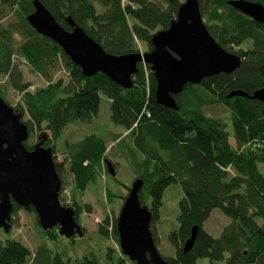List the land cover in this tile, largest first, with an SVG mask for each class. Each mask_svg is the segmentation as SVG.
<instances>
[{
	"label": "trees",
	"instance_id": "16d2710c",
	"mask_svg": "<svg viewBox=\"0 0 264 264\" xmlns=\"http://www.w3.org/2000/svg\"><path fill=\"white\" fill-rule=\"evenodd\" d=\"M39 1L64 28L71 30L70 16L105 51L114 55L140 52V43L146 46L145 52L152 51L153 35L170 26L182 3L180 0ZM230 1L199 0V4L211 35L225 50L243 58L241 66L232 73L222 72L204 78L199 84H187L174 96L179 106V110H174L156 102L157 84L149 64H138L134 86L129 89L101 72L85 76L57 43L29 24L27 17L35 11L34 0H0V7L11 10L17 17L0 25V78L6 77L10 87L21 94V100L13 107L23 113L22 121L28 125L30 134L37 133L38 142L52 148L59 175L64 162L57 161L56 142L69 123H91L99 111L100 94H104L111 101L112 122L126 131L125 135L114 134L111 141L118 144L135 177L144 181L140 200L153 213L151 230L156 244L153 224L159 218L164 193L174 184L181 188L178 226L169 234L177 257H167L170 264H196L202 259L226 264H264V174L259 168L264 163V102L227 97L234 90L252 94L264 86V24L241 13ZM249 1L264 4V0ZM247 42L251 46L244 48ZM16 57L29 64L47 84L31 90ZM58 60L66 70L67 81L63 77L54 79ZM0 95L12 106L2 86ZM214 103L229 109L232 131L228 130V123L205 114L203 107ZM145 109L150 111V118L143 113ZM231 136L235 145L230 142ZM24 143L29 150L36 145L29 140ZM108 152L106 138L96 133L65 144V162L69 164L76 190L83 192L89 184H96L103 172L115 178L117 173L111 175L107 166ZM64 188L62 182V191ZM105 194L108 203L117 195L110 186ZM63 204L74 209L80 224L83 206L75 199L71 205ZM21 208L36 214V224L44 235L45 241L34 255L37 264H102L93 253L71 260L49 248L48 242L56 241L61 234L58 227L44 230L33 206L14 204L8 232ZM216 208L231 218L218 237L203 229ZM194 225H199L200 230L193 248L184 253L183 244ZM98 231L106 239L112 236L119 244L117 218L107 214ZM77 236L69 239L74 242ZM108 250V259L114 260L111 249ZM31 254L30 248L19 239L9 236L0 242V264H25ZM126 261L136 264L125 255L114 264Z\"/></svg>",
	"mask_w": 264,
	"mask_h": 264
},
{
	"label": "water",
	"instance_id": "95a60500",
	"mask_svg": "<svg viewBox=\"0 0 264 264\" xmlns=\"http://www.w3.org/2000/svg\"><path fill=\"white\" fill-rule=\"evenodd\" d=\"M35 11L28 15L29 24L41 35L57 43L85 76L105 74L123 88L134 86L139 63L149 64L156 79L155 99L159 105L179 110L175 95L189 83L199 84L204 78L237 70L243 58L225 50L209 32L201 13L199 0H185L177 17L167 29L152 37L149 52L110 54L70 16L71 30L64 28L39 0ZM230 5L253 20L264 24V4L259 1L231 0ZM247 97L264 102V86L252 94L234 90L227 97ZM16 111L0 95V228L10 230L14 204L33 206L44 230L58 227L61 235L71 238L84 236L75 219L73 208L60 200L62 180L57 172L51 147L39 141L32 150L25 146L30 132ZM111 175L115 168L107 160ZM144 181L136 178L117 218L119 244L123 255L136 264H170L160 253L151 224L153 213L142 204L140 192ZM199 225L191 228L183 244L189 252L195 243Z\"/></svg>",
	"mask_w": 264,
	"mask_h": 264
},
{
	"label": "rangeland",
	"instance_id": "374dc122",
	"mask_svg": "<svg viewBox=\"0 0 264 264\" xmlns=\"http://www.w3.org/2000/svg\"><path fill=\"white\" fill-rule=\"evenodd\" d=\"M184 1L185 0H180V2ZM205 1L206 0H202V2ZM15 19H17V17L11 10H5L3 7H0V25ZM203 19L204 21L206 20L205 17ZM140 44V52H145L146 46L143 43ZM250 46L251 42H247L243 47L248 48ZM15 59L20 64L24 81L31 85V90L47 84L46 79L33 71L24 60L18 57ZM60 77H63L67 81L66 70L62 62L58 60L54 79L56 80ZM0 86L5 90L6 99L12 104V107L16 106L21 100V94L10 87L6 77L0 78ZM203 110L206 115L228 123V130L232 131L230 125V111L225 105L221 103L208 104L203 107ZM111 115L110 99L106 95L100 94L99 111L93 121L91 123H69L56 142L57 161L64 162V168L60 177L65 188L63 192L61 190L60 200L62 204L66 203L71 205L75 199L83 206L80 224L83 228L84 236L79 237L76 235L77 237L74 242H71L69 238L60 235L56 241L48 242V247L55 252H59L64 259H81L84 255H91L93 253L102 264H114L118 257L124 256L119 244L116 243L112 236L106 239L101 236L98 231L99 225L103 222L107 214H110L112 218H118L124 203V197H126L129 192L128 188L131 187L136 178L132 167H130V163L123 154H121L118 144L111 141V136L114 134H126V131L121 126L112 122ZM26 119L27 115L24 116V120ZM91 133H96L106 138L109 149L107 159L113 164L117 175L113 178L103 172L96 184H89L88 188L82 192L75 189L73 176L68 170L69 164L65 162V144L67 142H77ZM38 139V134L32 133L28 140L30 144L34 145L38 143ZM230 142L232 145H235V140L232 136L230 137ZM259 168L264 174V163H260ZM118 181L122 183L120 186L119 183H117ZM109 186L114 193H117L112 203L106 201L105 191ZM182 197L183 192L179 185L174 184L168 187L163 196V205L159 212V218L153 224V230L158 240L157 247L160 253L166 257L175 258L176 248L170 242L169 234L178 226V203ZM36 218L34 212L21 208L14 216V224L10 232H6L3 228H0V242L3 243L7 237L10 236L11 238L21 240L30 248L32 254L25 264H37L34 255L39 246L45 241L44 235H42L41 230L36 224ZM230 222L231 218L226 216L220 209L216 208L211 211L209 218L204 223L203 229L212 236L218 237L224 227ZM108 249H111L114 260L108 259ZM125 264L131 263L126 261ZM198 264H226V262L202 260Z\"/></svg>",
	"mask_w": 264,
	"mask_h": 264
},
{
	"label": "built area",
	"instance_id": "2783aa9c",
	"mask_svg": "<svg viewBox=\"0 0 264 264\" xmlns=\"http://www.w3.org/2000/svg\"><path fill=\"white\" fill-rule=\"evenodd\" d=\"M143 113H146L148 117H150V116H151V113H150V111H148L147 109H145ZM62 192H63V191H62Z\"/></svg>",
	"mask_w": 264,
	"mask_h": 264
},
{
	"label": "flooded vegetation",
	"instance_id": "af4514ba",
	"mask_svg": "<svg viewBox=\"0 0 264 264\" xmlns=\"http://www.w3.org/2000/svg\"><path fill=\"white\" fill-rule=\"evenodd\" d=\"M177 253V252H176ZM164 256V255H163ZM166 259H167V257L166 256H164ZM177 257V255L175 254V258ZM168 260V259H167ZM202 260H206L207 261V259H202ZM202 260H199L196 264H198L200 261H202Z\"/></svg>",
	"mask_w": 264,
	"mask_h": 264
},
{
	"label": "bare ground",
	"instance_id": "6f19581e",
	"mask_svg": "<svg viewBox=\"0 0 264 264\" xmlns=\"http://www.w3.org/2000/svg\"><path fill=\"white\" fill-rule=\"evenodd\" d=\"M260 102H261V101H260ZM146 117H147V115H146ZM150 117H151V116H150ZM150 117H149V118H150ZM61 190H62V189H61ZM68 207H69V206H68Z\"/></svg>",
	"mask_w": 264,
	"mask_h": 264
}]
</instances>
